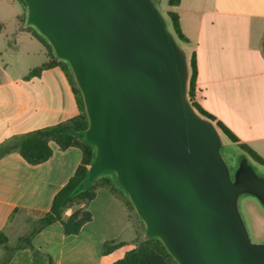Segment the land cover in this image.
<instances>
[{"label": "water", "instance_id": "1", "mask_svg": "<svg viewBox=\"0 0 264 264\" xmlns=\"http://www.w3.org/2000/svg\"><path fill=\"white\" fill-rule=\"evenodd\" d=\"M28 19L68 62L96 147L87 183L114 171L148 233L178 264H264L239 209L264 206L247 155L234 173L215 125L188 97L184 50L154 0H23Z\"/></svg>", "mask_w": 264, "mask_h": 264}, {"label": "crops", "instance_id": "2", "mask_svg": "<svg viewBox=\"0 0 264 264\" xmlns=\"http://www.w3.org/2000/svg\"><path fill=\"white\" fill-rule=\"evenodd\" d=\"M172 9L189 40L186 54L196 55V101L230 129L236 145L264 158V0H181ZM4 15L0 12V147L81 114L64 64L24 16ZM47 63L52 65L35 71ZM49 145L52 156L38 164L17 150L0 158V233L9 244L38 230L55 195L82 163L80 147ZM130 201L116 182L99 184L93 198L79 206L91 219L78 232L66 234L56 221L32 235L38 263L115 264L145 235ZM109 241L121 246L105 253ZM8 264H35L33 250H16Z\"/></svg>", "mask_w": 264, "mask_h": 264}, {"label": "trees", "instance_id": "3", "mask_svg": "<svg viewBox=\"0 0 264 264\" xmlns=\"http://www.w3.org/2000/svg\"><path fill=\"white\" fill-rule=\"evenodd\" d=\"M23 3L24 1L21 0ZM181 0H168L169 9L166 12V18L170 29L176 36L180 47L184 50L189 40L183 33L180 25L179 15L172 7L179 5ZM25 4V3H24ZM26 6V5H25ZM2 24L0 22V28ZM40 37L48 44V40L40 32ZM51 45V44H50ZM52 47V46H51ZM185 52V51H184ZM186 54V52H185ZM188 63V92L187 97L191 105L195 108L196 112L203 118L211 121L217 128L221 139L227 138L231 143L236 144L238 142L237 137L230 131V129L216 116L206 111L195 99V85L197 75V61L196 55L193 53L191 56L186 54ZM63 61H65L63 59ZM52 63H47L43 67L35 70H41L51 66ZM64 68L70 73L72 84L75 86L74 90L77 94L79 108L81 114L60 123L58 125L47 127L38 131L23 135L5 145L0 147V158L12 150H17L21 155L30 163L38 164L46 161L52 156V149L49 145L50 141H55L61 149H66L70 146H78L82 150V163L78 167L76 173L70 178L67 184L55 195L50 211L45 214L39 220V228L51 224L56 221H60L66 234H74L79 231L81 226L91 219V214L84 209L85 215L79 217V208L83 202L91 200L94 196V190L99 184H111L116 182L126 193L127 191L122 187L118 181L116 175H102L99 173L94 181L90 184L87 183L91 166L95 162L96 147L94 144L85 141L79 137V133L86 130L89 121L86 113L83 96L74 78L72 70L65 61ZM246 154H248L255 162L264 165V158L259 156L254 150L247 146H240ZM114 173V171H113ZM128 195V193H127ZM130 204L134 207L133 203ZM76 207L72 215L64 219V212L68 208ZM143 226L146 230L145 235L138 238L135 242V247L128 250L124 257L118 260L115 264H178L175 258L169 253L164 243L156 236H152L148 233L146 226L143 222ZM38 230H35L31 234L20 237L14 245H10L8 237L5 233H0V245H3L6 249L5 254L0 259V264H8L13 253L24 247H29L34 253V263H38L39 252L34 248L31 243L32 235ZM121 246L120 243L109 241L105 243L104 252L108 253ZM49 264L52 263L51 259L48 260Z\"/></svg>", "mask_w": 264, "mask_h": 264}, {"label": "rangeland", "instance_id": "4", "mask_svg": "<svg viewBox=\"0 0 264 264\" xmlns=\"http://www.w3.org/2000/svg\"><path fill=\"white\" fill-rule=\"evenodd\" d=\"M154 1L157 4L158 8L162 11V13L166 15V12L169 6L168 0H154ZM24 3L21 0H0V12H3V14H6L4 16H6L5 18L9 20L11 18V15L13 14H18L22 17L24 16L26 23H28L35 31L39 32V30L32 23L29 22L27 6H25L26 4ZM46 45L48 47L49 52L52 55H54L56 59H59L61 63L65 64V61H63V59L59 58L55 54L51 45L48 43H46ZM183 47L185 51V49H187V46L184 45ZM221 152L231 170V173H234V171L238 167L240 163V157L242 155H247L251 159L257 173L260 176L264 177V165H261L255 162L248 154H246L244 149H242L240 146L234 143H231L227 138H223ZM110 174L114 175L115 173H113V171L111 170H106L101 173V176L110 175ZM238 203H239V209H240L241 215L244 219V222L248 229L251 240L254 243L264 244V206L255 196L251 194L241 195ZM78 211H79L78 212L79 217H83L85 215L84 208L80 207ZM137 219L138 217L135 215L134 221L135 220L137 221ZM142 228L145 233L146 230L143 225H142ZM8 242H9V238H8ZM10 245L12 244L10 243ZM2 247H3V250L0 249V259L3 257V255L6 252V249L4 248L3 245Z\"/></svg>", "mask_w": 264, "mask_h": 264}]
</instances>
